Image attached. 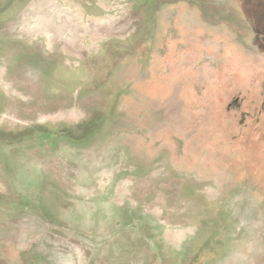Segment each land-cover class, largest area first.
Returning <instances> with one entry per match:
<instances>
[{"label": "rangeland", "instance_id": "obj_1", "mask_svg": "<svg viewBox=\"0 0 264 264\" xmlns=\"http://www.w3.org/2000/svg\"><path fill=\"white\" fill-rule=\"evenodd\" d=\"M263 10L0 0V264H264Z\"/></svg>", "mask_w": 264, "mask_h": 264}, {"label": "flooded vegetation", "instance_id": "obj_2", "mask_svg": "<svg viewBox=\"0 0 264 264\" xmlns=\"http://www.w3.org/2000/svg\"><path fill=\"white\" fill-rule=\"evenodd\" d=\"M262 15L256 23H250L251 21L248 19L247 20V25L248 27H251L250 24H252L253 29L257 32V45L260 49V53L262 56H264V10L261 11ZM258 86L260 89V94L258 97V100L260 104H258L257 110H256V115L250 113L249 111L244 112V120H251L252 118L255 117L254 121L256 122V125L258 127V131L260 132V140L263 141L264 143V69H262L259 72V80H258ZM253 103V102H252ZM251 105V104H250ZM250 105H247V110L250 109ZM240 105H238L239 107ZM255 110V109H254Z\"/></svg>", "mask_w": 264, "mask_h": 264}]
</instances>
